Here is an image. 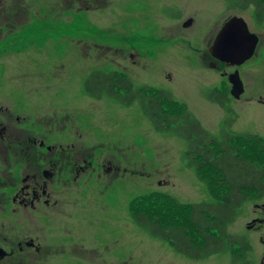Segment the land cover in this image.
Segmentation results:
<instances>
[{"label":"rangeland","instance_id":"obj_1","mask_svg":"<svg viewBox=\"0 0 264 264\" xmlns=\"http://www.w3.org/2000/svg\"><path fill=\"white\" fill-rule=\"evenodd\" d=\"M2 2L17 14L10 28L0 25V131L9 127L4 139L25 138L28 130L51 146H70L75 155L84 151L93 162L91 171L69 185L63 201L58 220L64 252H42L34 258L37 264H232L229 251L190 259L136 225L131 201L154 192L182 203H218L204 181L214 182L213 172L199 178L184 160L186 141L157 132L138 101L126 106L107 95L93 99L84 84L94 71L122 72L135 88L171 92L177 105L167 109H187L216 137L225 129L234 136L251 133L264 139V106L259 103L264 95V22H258L254 9L242 13L229 0ZM233 17H242L260 36L254 57L240 67L222 64L209 50ZM189 19L194 22L186 27ZM5 21L1 14L0 24ZM237 70L250 92L240 100L230 92L229 77ZM211 91L226 95L225 108L208 99ZM235 147L252 161L264 160L262 149L241 142ZM8 149L10 143L0 146L1 248L10 246L6 239L31 235L28 230L12 232L13 221L21 218L22 223L25 217L19 214L26 213L11 207L15 181L21 187L22 177L6 161ZM108 161L116 167L109 175L100 166ZM261 200L245 203L229 226L230 234L250 240L254 250L248 259L263 253L260 235L246 228L259 214L254 206ZM15 263L5 259L0 264Z\"/></svg>","mask_w":264,"mask_h":264},{"label":"trees","instance_id":"obj_2","mask_svg":"<svg viewBox=\"0 0 264 264\" xmlns=\"http://www.w3.org/2000/svg\"><path fill=\"white\" fill-rule=\"evenodd\" d=\"M229 1L233 9L242 13L254 9L258 22H264V0ZM84 87L93 99L107 95L126 106L138 101L157 132L172 133L186 141L184 160L199 178L203 179V172H213L215 181H204L218 203H182L167 193L154 192L131 201L130 214L136 225L193 260L229 251L232 264H254L248 259L250 243L242 236L230 234L229 226L245 203L264 197V160H250L241 153L242 149L235 147V142L264 151V139L251 133L234 136L225 129L216 137L187 109L183 108L181 113L168 110V105H177L171 92L135 88L122 72L94 71ZM208 99L222 108L228 103L225 94L215 91L208 93Z\"/></svg>","mask_w":264,"mask_h":264},{"label":"flooded vegetation","instance_id":"obj_3","mask_svg":"<svg viewBox=\"0 0 264 264\" xmlns=\"http://www.w3.org/2000/svg\"><path fill=\"white\" fill-rule=\"evenodd\" d=\"M0 8L2 10L0 16L4 14L6 18L4 24L0 25L10 28L17 14L12 12V5L5 6L2 0H0ZM257 36L260 41V36ZM242 81L245 88V92L242 95L244 96L250 92L246 89V81L243 79ZM263 99L264 95L259 101L262 106H264ZM247 100H250V98ZM8 130V126H1L0 146L6 147L10 143L11 150H6V161L9 165L12 163L16 175L19 176L18 178L22 177L20 180L21 187H18L17 181H15V189L10 201L11 207L15 208L17 206L26 213L22 212V214H19L14 212L18 213L19 217L23 215L25 218H23L22 223L20 222L21 218L13 221L15 223L13 224L14 230L12 232L20 231L24 234L28 230L31 235L23 240L14 241V238L4 240L3 242L5 243L9 241L10 246L0 247V251L4 252V256H0V263L5 259H11L13 261L16 260L15 264H37L34 258L42 252L44 254H52L54 251L57 254L64 252H60V220H58L63 211V201L70 194L69 185L77 183L86 172L91 171L93 162L90 155L81 154L84 151H80L78 155H75L73 151H70L72 147L60 148L62 145L59 144L51 146L52 144L46 143L45 139L31 135L28 130H25L28 133L25 138L14 141L4 139L6 134L9 135V132L7 133ZM10 130L15 132L14 129ZM100 166L107 175L116 171L112 161H108L105 164L100 162ZM22 169L24 170V176L22 175ZM60 187L62 188L61 191ZM261 199L260 204L258 203L254 206L256 211H259V214L252 218L251 222L246 226L248 231L260 235L259 242L263 246L262 254L259 253L257 256L254 255V258L252 256L251 259L249 258V261L251 260L254 264H264V202H262L264 197ZM54 221H56V224H54ZM18 237L20 238L21 236L18 235ZM242 237L250 242L247 237ZM250 245V255H252L254 249L251 242ZM77 247L75 246V248ZM74 251L76 252L73 249L71 253H75ZM258 259L259 263L257 262Z\"/></svg>","mask_w":264,"mask_h":264},{"label":"water","instance_id":"obj_4","mask_svg":"<svg viewBox=\"0 0 264 264\" xmlns=\"http://www.w3.org/2000/svg\"><path fill=\"white\" fill-rule=\"evenodd\" d=\"M192 24L193 20H189L185 26L190 27ZM258 42V36L249 31L246 21L233 17L221 29L209 50L218 61L230 66H241L253 57ZM230 82L233 85L232 95L239 99L245 91L239 72L230 76ZM0 256H4L2 250Z\"/></svg>","mask_w":264,"mask_h":264}]
</instances>
